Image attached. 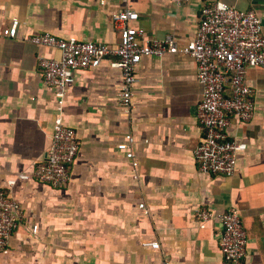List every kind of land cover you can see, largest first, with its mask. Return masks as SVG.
<instances>
[{
  "label": "crops",
  "instance_id": "obj_1",
  "mask_svg": "<svg viewBox=\"0 0 264 264\" xmlns=\"http://www.w3.org/2000/svg\"><path fill=\"white\" fill-rule=\"evenodd\" d=\"M205 1L129 0L135 23L149 38L173 34L192 39ZM255 9L264 0H222ZM120 0H0V28L21 20L18 36H0V187H8L25 216L0 264H226L220 249L223 224L216 217L238 208L248 234L246 264H264V70L246 72L255 90V114L232 121L233 138L246 143L231 176L202 172L193 151L203 130L196 117L203 86L197 63L185 53L145 56L137 67L133 107L119 100L122 72L109 59L78 70L62 108L44 82L39 56H59L27 37L49 31L117 45L112 14ZM74 127L81 149L68 185L53 188L32 177L51 142L55 119ZM135 141V168L118 148ZM28 175L27 178L19 177ZM143 203L144 207H140ZM213 218L201 226L200 209ZM34 224L38 231L33 232ZM158 241L159 248L145 246Z\"/></svg>",
  "mask_w": 264,
  "mask_h": 264
},
{
  "label": "built area",
  "instance_id": "obj_2",
  "mask_svg": "<svg viewBox=\"0 0 264 264\" xmlns=\"http://www.w3.org/2000/svg\"><path fill=\"white\" fill-rule=\"evenodd\" d=\"M124 5L112 14V21L119 30L121 41L117 45L96 40L82 39L75 35L63 37L49 31L30 34L27 39L59 52V56H39L38 64L44 82L55 89L58 108H62L66 88L76 78L78 70L99 67L109 59L112 67L122 72L119 100L126 112L133 107L135 86L138 82L137 67L145 56H164L182 52L192 56L197 63V79L203 86L202 98L196 108V117L203 130L193 154L202 172L231 176L235 173L238 156L246 148L230 134L232 121H250L255 114V90L246 79L247 69L259 67L264 70V24L255 9H240L222 0L205 1L199 12L195 36L180 44L173 34L163 38H149L139 20L137 10L129 0H120ZM177 5L187 0H170ZM21 20L12 18L9 25L0 28V36L17 37ZM135 138L127 133L118 144L132 165L138 161L133 151ZM81 149L77 130L67 125L63 118L55 119L51 142L40 159L32 177L53 188L68 185L72 178V165ZM21 178L28 175L20 174ZM8 187H0V251L6 250L15 230L25 216L22 203L13 196ZM140 207H144L141 203ZM215 216L209 209L198 211L199 223ZM223 224L220 249L226 264H246L248 234L238 208L232 207L217 214ZM34 233L38 225L32 227ZM145 246L159 248L158 241H146ZM160 264H173L165 258Z\"/></svg>",
  "mask_w": 264,
  "mask_h": 264
}]
</instances>
